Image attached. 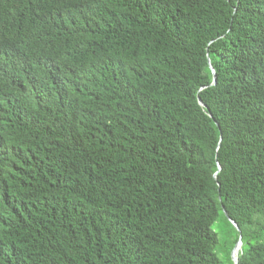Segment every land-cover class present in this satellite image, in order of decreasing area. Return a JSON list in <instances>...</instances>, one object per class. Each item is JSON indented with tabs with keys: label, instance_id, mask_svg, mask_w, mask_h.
I'll return each instance as SVG.
<instances>
[{
	"label": "trees",
	"instance_id": "trees-1",
	"mask_svg": "<svg viewBox=\"0 0 264 264\" xmlns=\"http://www.w3.org/2000/svg\"><path fill=\"white\" fill-rule=\"evenodd\" d=\"M223 209L264 264V0H0V264H222Z\"/></svg>",
	"mask_w": 264,
	"mask_h": 264
},
{
	"label": "rangeland",
	"instance_id": "rangeland-1",
	"mask_svg": "<svg viewBox=\"0 0 264 264\" xmlns=\"http://www.w3.org/2000/svg\"><path fill=\"white\" fill-rule=\"evenodd\" d=\"M214 230L218 232L220 244L217 249L218 256L222 264H234L231 254L229 255L226 248V242L229 239L230 241L235 238V233L230 229L229 226L223 222L220 218L217 223L214 225Z\"/></svg>",
	"mask_w": 264,
	"mask_h": 264
},
{
	"label": "water",
	"instance_id": "water-1",
	"mask_svg": "<svg viewBox=\"0 0 264 264\" xmlns=\"http://www.w3.org/2000/svg\"><path fill=\"white\" fill-rule=\"evenodd\" d=\"M210 69L212 70V74H213V83L212 84L215 85L217 83L216 72H215L214 68L211 65H210ZM199 104L201 106H204V103H202V101L200 99H199ZM210 117H212L211 114H210ZM218 167H219V170H221V167L220 166H218ZM216 175L217 174H215V177H216ZM223 213L226 216V218L228 219V221L233 225V227L239 233L238 242H237V244L235 245L234 249L231 252V256H232V259H233L234 264H239V255L242 254V246H243V243H242V234H241V231H240L239 226L228 216L227 212L224 209H223Z\"/></svg>",
	"mask_w": 264,
	"mask_h": 264
},
{
	"label": "clouds",
	"instance_id": "clouds-1",
	"mask_svg": "<svg viewBox=\"0 0 264 264\" xmlns=\"http://www.w3.org/2000/svg\"><path fill=\"white\" fill-rule=\"evenodd\" d=\"M8 41H9V39H8Z\"/></svg>",
	"mask_w": 264,
	"mask_h": 264
}]
</instances>
